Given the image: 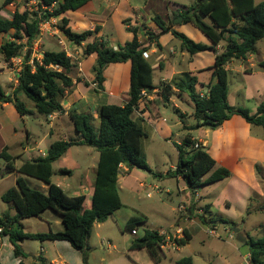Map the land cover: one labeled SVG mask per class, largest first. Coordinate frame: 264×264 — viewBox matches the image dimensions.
Here are the masks:
<instances>
[{
    "label": "trees",
    "instance_id": "16d2710c",
    "mask_svg": "<svg viewBox=\"0 0 264 264\" xmlns=\"http://www.w3.org/2000/svg\"><path fill=\"white\" fill-rule=\"evenodd\" d=\"M15 0H3V5L12 4ZM38 10H15L11 18L0 15V34L13 30L11 39L0 43V55L4 61L11 58H21L22 66L17 75V84L9 94L0 87V104L10 103L19 116L32 114L18 98L24 95L34 105L35 112L45 117L55 113L65 112L62 102L66 92L74 86L70 72L74 65L67 53L60 51H43L41 57L32 56L33 45L40 35V26L50 19H59V30L69 43L80 46L85 44L82 54L87 57L96 54L95 63L91 67L95 92L104 91V70L110 64L130 63L128 101L123 105L104 104L96 109L98 126L93 125L94 118L89 112L71 110L67 115L77 134L75 140H56L50 143L45 154L20 166L15 165L16 157L8 153L7 148L0 152L6 171L15 173V186L1 195L2 202L14 209V215L8 212L0 217V238L7 236L14 249L16 257L26 258L21 243L30 241H66L81 253L84 264H87L89 247L87 241L91 235L94 223H102L118 209L124 207L118 195L117 175L120 167L127 171L133 169L148 171L149 167L142 151V138L146 135L140 123L132 118L138 108V102L143 93L155 89L152 82V69L144 53L147 48L138 40L140 27H130L129 19L122 20L127 32L132 34L130 41L116 46L104 37H96L100 26L93 30L75 32L69 26V19L63 16L67 12H75L91 0H35ZM44 7L45 9H42ZM1 11V8H0ZM172 17H181L182 24L190 23L198 29L211 43L207 46L194 42L185 34L173 29L159 15L151 16L159 33L155 34L144 28V34L150 41H156L159 36L170 33L181 43V50L194 55L214 46L222 45V51L215 55L213 63V82L205 86L208 91L204 96L195 90L198 83L196 77L187 73L172 80L169 85L160 83L159 90L163 100L167 101L173 93L172 88L180 93H186L193 104L194 126L217 128L233 116L241 117L246 123L261 127L264 138V99L257 104L256 111L231 106L227 102L228 71L225 65L232 59L244 60L248 54L254 53L256 44L264 37V0L255 4L254 0H194L189 6H182L172 13ZM207 18L209 22H205ZM142 28V29H143ZM159 47V46H158ZM264 69V61L258 64ZM78 81V80H77ZM87 85V84H86ZM183 128H188L183 126ZM197 143L190 135L183 138L177 147L178 159L174 171L181 176L189 190L220 181L230 175L224 168H218L208 174L215 165L214 159L202 149L194 148ZM72 146H87L98 153V162L93 181V194L90 208L84 209V195L68 196L57 185L51 183L52 165L58 161ZM62 175H71L72 170L60 168ZM22 176L37 179L47 186V192L31 188ZM46 210L58 213L63 229L47 233L25 232L22 220L37 217ZM201 224L210 226L204 216H198ZM222 222V221H221ZM138 225L135 219H130L125 228L130 232ZM262 235L253 238L246 233L250 264H264V224ZM164 235L156 230H145L143 235L135 238L130 249H146L154 263L161 259L160 245ZM190 236L183 232V238L177 239L178 247L185 246ZM177 264H192V258L178 260ZM18 264H25L22 261ZM40 264L41 263L40 261Z\"/></svg>",
    "mask_w": 264,
    "mask_h": 264
},
{
    "label": "crops",
    "instance_id": "0c3cea01",
    "mask_svg": "<svg viewBox=\"0 0 264 264\" xmlns=\"http://www.w3.org/2000/svg\"><path fill=\"white\" fill-rule=\"evenodd\" d=\"M93 1L95 0H91L83 7H81L80 9L74 12L76 13L78 18V21H76L77 22L76 30L82 32L85 30H93L95 26H100V30L97 32L95 36L104 37L112 45L115 40H111L104 33L106 25L109 19L111 18L106 16L104 17V14L111 12L112 8H114V11L111 13V16L116 12L119 13L120 8L126 6L128 7L130 14L126 15L125 18L127 19L133 18L137 14L138 17L141 16L143 20H147L149 19V17H151V14L149 13L146 7L149 5V3L153 2L157 4L158 10L162 11L163 13L162 15L156 13V15H159L160 18L165 23H168L169 21H171L170 16H172V13L177 9L181 8L182 6H184L177 3H173L171 2V0H145L142 6L134 5L133 7L130 6L129 0H117V1L97 0L96 4L91 6V3ZM193 1L194 0H191L190 2L192 3ZM9 5H13V3ZM99 13L101 15H99ZM174 19L175 18H173L172 21ZM132 24H133L132 27H137V26L140 27L139 22L136 20V17L133 18ZM187 25L193 27V29L191 28V30L196 36L197 39V40L195 39L196 42L205 44L207 46L211 45L209 40L206 38H202V36L200 35L203 34L190 23L182 24L181 21L180 23H178L176 28L175 27L172 28L185 34L189 38L190 35L184 31V28ZM146 28L148 30H151L155 34L159 33L158 27L152 22L151 24H146ZM143 30L144 29L140 27L137 37L139 42L144 47L147 48V51L145 52L144 56L151 66L152 82L153 85L155 86V89H153V91L151 92H146L143 94L142 99L138 102L137 110L132 115V118L137 120L142 126V128H144L145 126L157 127L158 124L164 123V120L159 116L160 113L159 107L161 102L164 101L161 91L159 90L158 87L160 83L169 85L173 79L179 77L184 73H187L190 76L196 77L198 82L196 85L200 87L198 88V91L196 90L197 92L204 94L201 92L203 88L205 89L204 90L205 93L208 91V89L205 88L204 86H207L210 82L214 81L212 77L213 63H214L215 55L222 51V45H223L220 44L218 46H214L213 50H207L194 55H189L187 52L181 50L180 41L174 38L170 33H166L159 36L156 41L154 40L150 41L144 35ZM190 38L193 39L195 37H190ZM84 43H82L80 46L85 45ZM119 44H123V43H119ZM87 57H90L92 61L96 59V54H91ZM87 57L85 58L87 59ZM262 61H264V53H262V50L256 46L255 52L248 54L244 60L232 59L230 62H228L225 65L224 68L229 73L228 74L229 87L227 93V102L229 105L246 108L250 113H254L256 111L258 102L264 99V69L258 66V64ZM92 65L93 64L90 62L88 66L92 67ZM129 68H130L129 62L110 64L106 67V69L104 70V77H105L104 91L96 95L97 100L100 103L99 106L104 104L123 105L128 101ZM108 69L110 70L106 71ZM15 77H17V71H15ZM155 77H157L158 80L157 82L154 80ZM15 86H16V78L14 81V87ZM0 87L2 88L1 84ZM172 91L173 94L169 96L167 100L168 102L173 101V98L175 96L184 101L186 98H188L186 93H180L175 88H172ZM103 93L106 95L104 96ZM5 94H9V93L5 92ZM21 97H22L21 94H19L18 98L22 101ZM62 106L65 110V105L63 103ZM174 108L176 109V112L179 113L180 118L187 116V114L181 112L176 105H174ZM71 110L73 111V108L69 110H65L64 113L67 114V112ZM193 111L190 114V117L192 116ZM8 113L11 114L13 119L16 120L24 118L18 115L12 104L10 103L1 104L0 120L3 117H6V114ZM57 115L58 113H55L47 117L43 116L45 118V121H47L45 127L46 131L44 132L43 137L39 141L37 140L31 141L30 137L32 132L29 131L28 129H25V140L28 145L24 146L20 142L11 143V148L14 150V152L10 153L8 151V153L16 157L15 165L17 167L20 166L24 161H29L34 158H37L38 156H43L50 143L58 140L53 138V134L51 132V128L54 124L52 120L56 119ZM259 128L261 129V127L253 126L246 123L241 117L233 116L217 128L212 129L209 127H200L195 130L198 133V135L196 137H192V136L191 137L199 143L202 149L205 148L206 153H208L215 161L214 167L211 169V171L208 174H206L203 177V179L207 178V176L211 172H213L218 168L227 169L230 175L215 183L207 184V185H214L213 186L215 188L214 191H217V187L221 185L223 187L219 189L218 194L211 199V202L209 204L208 203L204 204V207H199L198 204L201 202V199L203 197L206 198L207 196L206 194L205 196H202L199 195V191L197 189H195L194 191L189 190L186 183L182 188H180V191H182L181 193H184V195L186 194L185 193L186 190L190 192H188L189 194L185 195V199H186L185 202L179 205V206H183L184 210L179 212V217L177 221H175L174 224H171L169 226V229L171 230L172 234L175 231H181L182 235L183 232H186L191 238L190 231H193L194 228H197L199 226L198 224H200L205 228L213 230V228H215V226L218 224L226 226V223H230L229 221H234L236 219L235 211H237L239 214H243V212H246V210H248L247 208L248 202H251L253 200L252 196L257 194L255 188L258 186V182H259V177L257 174L258 169L260 168L259 165L260 164L263 165L264 163V138H263V134L259 132L258 130ZM2 129L3 127L0 126V131ZM160 131L162 132V134L163 133L166 134L165 129L161 128ZM188 135H190L189 131H188ZM47 137L48 139H46ZM29 140L30 142H33L34 144L33 146L29 143ZM63 140L67 141L66 138H63ZM43 142L45 143V148L44 147L42 148ZM5 147L7 148V150H9V147L6 145L2 147V149ZM220 150H222L223 152H218ZM21 151L22 153H20ZM67 152L68 151H66L65 154H67ZM65 154L63 156H65ZM260 154H262L263 157H261ZM24 156H26L25 158L27 159H24ZM17 158H20V161ZM60 159L55 163H53L52 171L54 170V166L57 163H59V161L62 166L60 168H66V169L70 168L68 166H65V164H68L67 161L64 162L63 160ZM97 162H98V158L95 166H91L92 171L94 172L96 170ZM60 168H58V170ZM58 170L57 173H59ZM73 174L74 172L72 171V174L68 176H72ZM13 175H14V179H16L17 175L15 173H13ZM21 177L23 179L27 178L26 176H22V175ZM144 179L145 176L142 175L137 169L127 171V169L124 166H121L120 171L117 175L118 195H119V190L121 189L132 194L138 193V190L144 187V183H143ZM93 181L91 182V185L88 184L84 185L83 183L80 182L77 186L76 184H67L66 187H64V185L60 181L54 182L51 177V183L59 186L66 195L68 196L84 195L85 196V202L83 205L84 209L90 208L91 205V196L93 194ZM204 186L206 185L201 186V188ZM39 188L41 192L43 193L47 192L46 185ZM68 191H70L71 193L67 194ZM236 195L238 196V200H235ZM120 200L122 204L126 206V204L122 201L121 197ZM234 205L236 206L235 209H234ZM212 207H214V209H216V211L220 215L218 221H213L212 219H210L211 217L210 211ZM121 209L114 211L112 215H110L109 217H111V219L116 221V223L119 226H122L123 223L126 226L128 220L135 219L138 223V225H136V235H133L135 236V238L140 237L137 236L139 232L138 230L139 228L140 230L142 229L143 232L145 230H150L147 227H145L146 223H144L145 221H142L141 218L135 217L134 215L128 213L122 214ZM250 210L252 211L264 210V205L259 208L251 207ZM12 212H13L12 214L11 213L9 214L14 215L15 211L13 210ZM199 215L204 216L205 220L209 222L210 226H205L201 224L198 218ZM109 217L106 219V221L102 223H94L92 230L93 228H95V226L99 227L100 225L106 223ZM119 219H121V222H118L120 221ZM21 223L23 225L24 231L29 233H47L49 231L56 232V231H61L63 229L60 215L51 210H46L37 217L24 219L21 221ZM224 230L225 232L228 233V235L230 234L229 237H234V234L232 233L231 228L229 226H227V228ZM161 231L164 230H162L161 228L158 229V232ZM242 232H244V234L246 235L245 231ZM91 235H92V231H91ZM96 235H98V233H96ZM178 237H180V235H178ZM88 241H87V245L89 247V254L87 258V264H89V258L90 255L92 254V251H90L91 247L89 246ZM28 242H30V244H26ZM106 243H107L106 245L107 248H112V249L115 248V245H112L110 239H107ZM130 244L127 246L128 248L127 251H130L129 254L135 253V257L133 258L130 257V259H128L127 254H125L126 256L125 257L124 254H121L122 252H119L116 256H113L109 260L105 261V258L101 259L100 261L101 264H143L140 261L141 259L140 256L142 253L141 251L145 249L131 250ZM187 245L188 244H186L185 246ZM185 246L177 247L176 250L174 251L178 252ZM21 247L23 252L27 254L26 258L16 257L14 255V249L9 241V238L7 236L1 237L0 264H18L21 261L25 264H40V261L43 264H84L81 253L78 250L74 249L66 241L39 242V241L25 240L21 243ZM101 247L104 250V246L101 245ZM245 249L246 251H241V261L237 264H245L244 261L247 258V255L249 254V249L247 245L245 246ZM158 252L164 256L163 250L162 251L158 250ZM180 259L182 258L175 259L174 264H177L176 262ZM153 263L154 261L151 262V264ZM162 263L163 261L161 259L160 261L157 262V264H162ZM147 264H150V262H148Z\"/></svg>",
    "mask_w": 264,
    "mask_h": 264
},
{
    "label": "rangeland",
    "instance_id": "374dc122",
    "mask_svg": "<svg viewBox=\"0 0 264 264\" xmlns=\"http://www.w3.org/2000/svg\"><path fill=\"white\" fill-rule=\"evenodd\" d=\"M144 1L145 0H129V4L131 7L134 5L142 6ZM190 1L191 0H171L173 3L184 6L189 5L191 3ZM260 1L262 0H254V3H259ZM96 2L97 0L93 1L91 6L96 4ZM0 8L2 17L8 19L11 18L12 13L15 10L19 12L24 10L37 12L38 10L35 0H15L13 5H3V1L0 0ZM146 8L151 16L156 13L160 15L163 14L162 11L158 10L157 4L153 2L149 3ZM42 9L45 8L42 7ZM111 10V12L104 14V17H111L106 25L104 33L111 40H115L113 42L114 46H116L117 43L130 41L132 34L127 32L124 29V25L121 24L123 19H127L125 16L130 14L128 7H121L119 13L116 12L112 14V16L111 13L114 11V8ZM99 15L101 14L99 13ZM63 16H66L69 19L68 26L73 31L80 32L76 30V21H78L76 13L67 12ZM134 17H136V20L142 28L143 26H146V24H151V17L147 20H143L142 17H138L137 14ZM133 18H128V25L130 27L133 26ZM170 19V26L176 28L178 24L172 23V16H170ZM204 21L207 23L209 22L207 18H204ZM191 28L193 29V27L187 25L184 28V31L188 33L190 37H195L193 39L189 38L196 42V36ZM12 33L13 30H10L7 34L0 35V43L11 38ZM200 36H202V38H206L203 35ZM91 41L92 38H89L84 44ZM84 46L85 45L77 46L69 43L59 30V19L53 18L50 19V21L41 24L40 35L34 42L32 56L39 58L41 57L43 51L63 50L67 53L74 65L72 71L70 72V76L74 80V86L67 90L66 97L62 103L65 105V110L73 108V110L78 112L91 113L94 118L93 125L97 127L98 118L96 115V109L100 103L98 102L96 95L102 92H95V86L92 83L93 75L91 73V66H88L90 62L94 64L95 60L91 61L90 57H87L86 59L83 56L82 51ZM256 46L262 50V53H264V37L257 42ZM14 69L15 68H13L10 64H7V62H5L0 55V84L2 85L4 92L11 93L13 91L14 81L16 78ZM109 70L110 69L106 71ZM154 80L157 82V77H155ZM194 88L198 91V88L200 87L196 85ZM204 90L205 89L203 88L201 92L205 93ZM104 93L103 95L105 96L106 94ZM21 96L25 106L32 110V114L23 116V119L16 120L8 113L6 114V117H3L0 120V126L3 127L0 131V151L2 147L6 145L9 147L8 151L10 153L14 152L11 148V143L13 142H20L24 146L28 145L25 140V129L32 132L30 137L31 141H39L46 131L45 127L47 121H45V116L43 117V115L36 113L33 103L24 95ZM189 100L190 99L186 98L184 101L175 96L173 101L161 102L159 107V116L164 120V123L158 124L157 127L145 126L143 128L146 136L142 138V151L150 170V172L138 170L145 176L143 181L144 187L140 188L138 193L134 194L128 193L122 189L119 190V195L122 201L126 204V206L124 205L125 207L121 209V213H128L141 218V220L146 223L145 227L150 230L158 231V229L161 228L164 231H169V226L174 224L179 217V205L185 202V195L190 192L186 190L185 195L184 193H181L182 191H180V188L185 185V182L181 176L178 177L174 174L178 159L176 146L181 143L185 136L188 135V131L192 137H196L198 135L195 131L196 129H189V127H193L195 123L194 119H192L193 117H190L193 107L192 103H190L191 101ZM174 105H176L181 112L186 113L187 116L180 118L179 113L176 112V109L174 108ZM52 121L54 124L51 128V132L54 139L63 140V138H66L67 141L76 139L75 137L77 134L73 131L72 123L66 113L58 114L56 119ZM184 125L188 128H183ZM161 128L166 130V134H162L160 131ZM258 130L263 134V131L260 128ZM46 139H48V137ZM30 140L29 143L33 146L34 144L33 142H30ZM43 147L45 148L44 142L42 148ZM203 150L206 151L205 148ZM67 151V154L62 156L60 160H63L64 162L67 161L68 164H65V166L70 167L69 169H72L74 174L72 176H68L57 173L58 168L62 167L59 161V163L54 166L52 180L54 182L60 181L64 187H66L67 184H76L77 186L80 182L84 185H91V182L94 179L93 177H95V172L92 171L91 166H95L98 153L95 149L87 146H72L68 148ZM218 152L223 151L220 150ZM20 153H22V151ZM260 155L263 157L262 154ZM25 157L26 156H24V159H27ZM17 159L20 161V158ZM259 167L260 168L257 173L259 182L258 186L255 188L257 194L252 196L253 200L251 202H248V210H246V212L239 214L235 211L236 219L234 221H229L232 226L241 231H245L253 238H257L262 235L261 226L264 224V210H250L251 207L259 208L264 205V163L263 165L260 164ZM25 179L28 185L34 189L40 190L39 187H43L45 185L41 181L31 177H27ZM13 185L15 186L14 175L12 172L6 171L4 161L0 158V217L7 212L11 214L13 213L12 211L14 209L12 206L2 202L1 200V195L6 190L12 188ZM213 186L214 185H206L202 188H197L199 195H207L206 198L203 197L201 199V202L198 204L199 207H204V204L207 203L209 204L211 199L218 194L219 189L223 187L221 185L217 187V191H214L215 188ZM70 193V191L67 192V194ZM147 194H149V196H147ZM235 200H238L237 195L235 196ZM235 207L236 206L234 205V209ZM210 214V219L218 221L220 215L214 207L211 208ZM119 220L120 221L118 222H121V219ZM198 225L199 226L197 228L190 231L191 240L187 246L178 252L174 250H163L164 256H161L162 254H160L161 260L163 261L162 264H174L175 259L184 257H191L192 264H237L241 261V251H246V245H241L235 241L234 237H229L230 234L228 235V233L224 230L227 226H223L221 224L216 225L215 228H213L214 233L212 234L210 229L205 228L200 224ZM138 230L139 232L137 236H141L143 230H140V228ZM96 233H98V235H96ZM107 239H110L112 245H115L114 249L107 248ZM134 239L135 236L130 234V232L125 228L124 223L122 226H119L116 221L109 217L106 223L100 225L99 227L95 226L92 230V235L88 241V244L91 247L90 251H92L89 258V264H101V259L105 258V261L109 260L113 256H116L119 252H122L121 254H124V256L127 254L128 259H130V257H135V253L129 254L130 251H127V246ZM26 244H30V242ZM100 244L104 246V250ZM141 252L140 261L143 264H147L148 262L151 264L153 260L148 251L145 249Z\"/></svg>",
    "mask_w": 264,
    "mask_h": 264
},
{
    "label": "built area",
    "instance_id": "2783aa9c",
    "mask_svg": "<svg viewBox=\"0 0 264 264\" xmlns=\"http://www.w3.org/2000/svg\"><path fill=\"white\" fill-rule=\"evenodd\" d=\"M144 55H145V53H144ZM7 64H10L13 68H15L14 71H17V75H18V72L20 71L21 66H22L21 58H11L10 60L7 61ZM16 83H17V77H16ZM93 85L95 86V84H93ZM200 96H204V94H200ZM199 146L200 145L198 142L194 143V145H193L194 148H198ZM147 196H149V194H147ZM182 210H184L183 206H179L178 211H182ZM210 232L212 234L214 233L213 230H210ZM130 233L132 235H136V230H131ZM160 233L164 235V239L160 245V251H162V250H176V248L178 247L176 244V240L183 238L181 231H175L173 234L171 233V230L161 231ZM178 235H180V237H178ZM247 258H248V261L246 260ZM247 258L245 259L244 262L246 264H250L249 254L247 255Z\"/></svg>",
    "mask_w": 264,
    "mask_h": 264
},
{
    "label": "water",
    "instance_id": "95a60500",
    "mask_svg": "<svg viewBox=\"0 0 264 264\" xmlns=\"http://www.w3.org/2000/svg\"><path fill=\"white\" fill-rule=\"evenodd\" d=\"M182 21L181 17H176L172 23L173 24H178ZM226 226H229L231 228L232 233L234 234V238L235 241L241 245H246L247 244V237L244 234V232H242L241 230H239L238 228H235L234 226H232L230 223H226ZM248 261V258L246 259ZM246 264V263H245Z\"/></svg>",
    "mask_w": 264,
    "mask_h": 264
}]
</instances>
